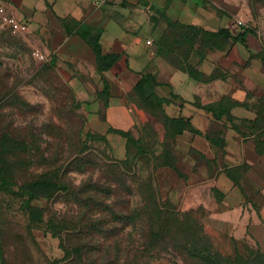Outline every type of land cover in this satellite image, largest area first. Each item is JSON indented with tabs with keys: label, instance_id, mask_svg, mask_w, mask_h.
Instances as JSON below:
<instances>
[{
	"label": "rangeland",
	"instance_id": "1",
	"mask_svg": "<svg viewBox=\"0 0 264 264\" xmlns=\"http://www.w3.org/2000/svg\"><path fill=\"white\" fill-rule=\"evenodd\" d=\"M249 6L247 20L235 24L253 28L264 46V0ZM59 56L40 35L13 32L0 21V155L12 175L10 190L0 191V264H199L181 246L182 227L155 242L159 224L171 222L158 218L164 213L200 224L223 255L264 252V238L235 237L206 223V206L220 197L216 169L170 136L160 112L138 121L131 93L121 114L111 97L115 86L106 99L87 66L80 71ZM110 127L129 130L139 143ZM86 130L106 140L86 141ZM167 150L181 175L166 166ZM38 178L54 185L30 202L32 213L19 191Z\"/></svg>",
	"mask_w": 264,
	"mask_h": 264
},
{
	"label": "crops",
	"instance_id": "2",
	"mask_svg": "<svg viewBox=\"0 0 264 264\" xmlns=\"http://www.w3.org/2000/svg\"><path fill=\"white\" fill-rule=\"evenodd\" d=\"M0 6L27 25L26 33L40 35L61 60L80 71L87 66L92 80L104 86L95 54L80 36L68 34L64 21L100 29L102 51L119 54L104 80L110 91L115 86L117 94L111 97L118 98L121 114L127 111L125 96L133 93L142 74L151 72L159 83L155 93L171 99L165 113L189 119L201 132L184 131L176 139L216 169L213 179L220 197L208 206L204 203L206 223L235 237L249 232L264 238V70L257 57L264 46L253 28L235 24L236 18L247 20L251 14L249 0H0ZM209 17L228 25L211 26ZM177 23L209 32L224 28L232 36L244 28L252 32L243 40L229 38L223 47L197 40L190 50L180 34L185 28ZM220 101L230 108H206ZM216 113L220 118H214ZM146 115L137 105L136 119L141 122ZM207 133L219 136L223 146L212 144ZM240 165L244 169L227 175L226 168ZM251 177L257 180L249 181Z\"/></svg>",
	"mask_w": 264,
	"mask_h": 264
},
{
	"label": "trees",
	"instance_id": "3",
	"mask_svg": "<svg viewBox=\"0 0 264 264\" xmlns=\"http://www.w3.org/2000/svg\"><path fill=\"white\" fill-rule=\"evenodd\" d=\"M169 1L170 0H166V4H168ZM169 24L174 23L170 22ZM175 25L179 26L180 28H185L184 30L180 31V34L182 41L187 43L190 50L194 49V44L197 42V40H200L201 45H216L223 47L229 38L233 42L240 39L243 40L248 32H252V29L244 28L241 33L237 34L236 36H232L230 32L224 28L216 32H209L194 26H186L179 23ZM64 26L68 34H76L80 36L95 54L96 72L101 75V79L104 81L103 89L99 92V94L105 96L107 99L109 84L104 80V73L109 71L115 65L119 59V54L114 52L104 53L102 51L99 41L101 30L96 29L93 24H70L69 22L64 21ZM197 51L199 52V50ZM258 55L260 58H262V63L264 64V49L263 51H260ZM158 84L159 83L156 81L155 76L151 72H146L141 75V78L137 81L133 89V96L135 97L138 106L143 108L148 113L157 111L160 112V114L163 116V123L170 130V136L172 138L182 134L184 131H189L194 134H201V132L191 124L189 119H184L182 117H170L165 113L164 105L169 104L171 99L167 97H161L155 93L154 88ZM105 103H107V101H105ZM230 106L231 105L224 104L222 101H220L218 104H212L206 108L212 110L216 107L224 110L225 107L230 108ZM213 116L215 119L220 118L218 113L213 114ZM227 117H229L228 113ZM107 132H116L122 137L126 138L127 141L133 145H137L139 143V140L136 139L129 130L113 129L110 127L107 129ZM84 136L86 141L106 140V136L104 134H95L90 132V130H86L84 132ZM214 137L208 133L206 134V138L209 139L212 144L222 147L223 140L220 139L219 136L216 138ZM165 156L170 158L169 164H166V166H170L177 174L181 175V171L174 163V155L170 153L169 150H167ZM242 168L244 169L243 165H240L234 169L226 168V173L231 177L232 170ZM11 178L12 175L9 161L0 155V191L10 190L8 181L11 180ZM53 185L54 184L47 179L38 178L34 181L26 183L20 189L19 195L25 198V206L30 208L32 213H36L37 209L32 208L30 206V202L34 199L43 197L44 190L51 188ZM160 216L165 217L166 220L170 219L171 222L167 223L166 221L164 224H159L155 232L157 237L155 242H161V240L164 239V233L169 235L172 231H176L182 227L181 230H183V233L180 235V242L182 248L187 252V259L195 260L199 264H264V252L259 250L246 248L244 252L236 251L234 254H221L212 246L209 238L203 233L202 226L187 216H184V218H181L178 215L168 217L166 213L158 215V218H160Z\"/></svg>",
	"mask_w": 264,
	"mask_h": 264
},
{
	"label": "built area",
	"instance_id": "4",
	"mask_svg": "<svg viewBox=\"0 0 264 264\" xmlns=\"http://www.w3.org/2000/svg\"><path fill=\"white\" fill-rule=\"evenodd\" d=\"M0 21L13 32H26L27 25L17 20L4 6H0ZM149 43V41H147Z\"/></svg>",
	"mask_w": 264,
	"mask_h": 264
}]
</instances>
